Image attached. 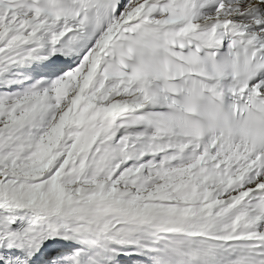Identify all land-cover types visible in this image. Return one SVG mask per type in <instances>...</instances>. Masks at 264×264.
<instances>
[{
    "label": "snow or ice",
    "instance_id": "snow-or-ice-1",
    "mask_svg": "<svg viewBox=\"0 0 264 264\" xmlns=\"http://www.w3.org/2000/svg\"><path fill=\"white\" fill-rule=\"evenodd\" d=\"M0 264H264V0H0Z\"/></svg>",
    "mask_w": 264,
    "mask_h": 264
}]
</instances>
